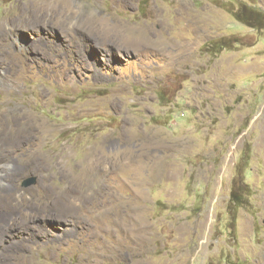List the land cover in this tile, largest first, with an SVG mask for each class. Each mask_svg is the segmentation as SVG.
<instances>
[{
    "label": "rangeland",
    "instance_id": "374dc122",
    "mask_svg": "<svg viewBox=\"0 0 264 264\" xmlns=\"http://www.w3.org/2000/svg\"><path fill=\"white\" fill-rule=\"evenodd\" d=\"M0 38V264H264V0H0Z\"/></svg>",
    "mask_w": 264,
    "mask_h": 264
},
{
    "label": "trees",
    "instance_id": "16d2710c",
    "mask_svg": "<svg viewBox=\"0 0 264 264\" xmlns=\"http://www.w3.org/2000/svg\"><path fill=\"white\" fill-rule=\"evenodd\" d=\"M231 200L236 202V203H240V205L243 204V199L242 198H238V196L234 192L231 193Z\"/></svg>",
    "mask_w": 264,
    "mask_h": 264
},
{
    "label": "water",
    "instance_id": "95a60500",
    "mask_svg": "<svg viewBox=\"0 0 264 264\" xmlns=\"http://www.w3.org/2000/svg\"><path fill=\"white\" fill-rule=\"evenodd\" d=\"M32 183V179H27L24 181V185L28 186Z\"/></svg>",
    "mask_w": 264,
    "mask_h": 264
},
{
    "label": "bare ground",
    "instance_id": "6f19581e",
    "mask_svg": "<svg viewBox=\"0 0 264 264\" xmlns=\"http://www.w3.org/2000/svg\"><path fill=\"white\" fill-rule=\"evenodd\" d=\"M7 23H8V21H6ZM16 25V24H15ZM14 28H16V26H11V25H9V29H14ZM0 40H1V38H0ZM4 40V39H3ZM2 42H4V41H2Z\"/></svg>",
    "mask_w": 264,
    "mask_h": 264
}]
</instances>
